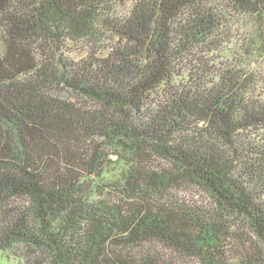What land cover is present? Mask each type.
Returning a JSON list of instances; mask_svg holds the SVG:
<instances>
[{"label": "trees", "instance_id": "obj_1", "mask_svg": "<svg viewBox=\"0 0 264 264\" xmlns=\"http://www.w3.org/2000/svg\"><path fill=\"white\" fill-rule=\"evenodd\" d=\"M229 11L257 61L182 83ZM0 33V252L25 264H264V137L252 136L264 130V0H0ZM153 156L174 171L153 170ZM181 180L212 208L161 203Z\"/></svg>", "mask_w": 264, "mask_h": 264}, {"label": "rangeland", "instance_id": "obj_2", "mask_svg": "<svg viewBox=\"0 0 264 264\" xmlns=\"http://www.w3.org/2000/svg\"><path fill=\"white\" fill-rule=\"evenodd\" d=\"M130 3L131 1H129L127 5L120 8V14L127 13ZM227 20L229 21V24L227 25V30L223 34L224 36H222L221 40L215 42L213 46H207L192 53V55L185 60L188 62L182 64L180 71V74L182 75L180 80L182 83L185 84L187 80L190 81L191 77H199L200 80L208 82L211 80L212 76L211 72L208 73L207 69L210 67L218 68V66H220L219 64L227 61H257L255 57L251 58L250 56H247V51H250L252 48V46H250L252 31L247 27L246 20L234 13H230V16L227 17ZM4 48V42L0 33V54L3 53ZM71 57L74 59H79L81 54L74 53L71 54ZM195 61H209V64L207 65L206 69H204L203 66H199L202 69H198V64ZM211 71L213 72L214 70ZM56 93L62 98L71 99L77 103V101L73 99L66 91L61 90V92L56 91ZM78 101L88 105L89 107H96V105L91 102L83 100ZM252 136L256 137L257 139L263 138L264 130L258 134H253ZM112 160L116 161L117 158L113 157ZM151 161L153 170L158 172H162L164 170L174 171V167L159 156H153ZM115 168L120 167L117 164ZM112 190L114 192L116 191L115 189ZM106 191L108 193V197L112 198L114 202L118 203L120 197L118 195L113 196L114 193H112L110 189ZM160 199L161 203L172 204L179 207L186 206L187 208L189 207L193 210L210 209L213 206L210 196L203 189L193 183L183 180L169 186L168 189L163 192V195L160 197ZM0 264L25 263L22 259L17 258L14 254L0 252Z\"/></svg>", "mask_w": 264, "mask_h": 264}]
</instances>
